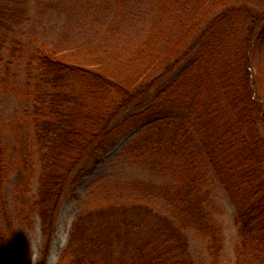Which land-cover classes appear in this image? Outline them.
<instances>
[{
	"label": "trees",
	"instance_id": "obj_1",
	"mask_svg": "<svg viewBox=\"0 0 264 264\" xmlns=\"http://www.w3.org/2000/svg\"><path fill=\"white\" fill-rule=\"evenodd\" d=\"M114 1L118 12L135 2ZM139 1L150 8L145 36L119 61L105 62L97 54L56 50L37 37L23 39L25 1L0 0V92L10 87L25 103L10 122L15 146L0 115V264H31L17 224L32 229L36 217L42 235L36 264H47L60 204L81 178L82 162L152 89L156 97L146 112L160 117L130 150L171 182L145 191L169 213L152 215L138 205L93 208L74 223L61 260L195 264L184 233L194 228L219 262L223 231L203 201L211 173L236 211L235 264H264V72L254 40L264 0ZM254 57L256 83L250 79ZM15 65L23 67L21 89L7 76ZM172 72L175 79L160 86ZM36 159L40 172L31 198ZM13 173L19 178L11 209L6 190Z\"/></svg>",
	"mask_w": 264,
	"mask_h": 264
},
{
	"label": "rangeland",
	"instance_id": "obj_2",
	"mask_svg": "<svg viewBox=\"0 0 264 264\" xmlns=\"http://www.w3.org/2000/svg\"><path fill=\"white\" fill-rule=\"evenodd\" d=\"M24 1L25 25L20 31L23 39L37 37L59 51L97 54V61L100 57L105 62L112 59L119 61L126 51L143 39L148 29L150 8L140 6L139 0L119 12L114 0ZM112 27L116 31H110ZM254 40L258 42L256 45L261 55L259 63L264 72V21L256 29ZM252 62L250 79L256 83L259 72L255 64L258 62L255 57ZM11 70L7 76L14 79L21 89L25 78L23 67L15 65ZM174 79L172 72L158 84L165 85ZM156 93L157 90L152 89L141 100L132 103L114 124L118 126L117 132L111 134L101 148L95 146L85 157L81 178L68 186L60 204L47 264H68V261L64 263L61 260V256L68 247L73 225L81 215L93 208L108 204L138 205L145 209L149 207L153 211L152 215L169 213L166 203L145 191L171 182L154 172L130 150L131 144L145 135L149 123L160 117L157 111L146 112L154 104ZM24 104V99L16 90L9 87L0 92V115L7 124L6 135L11 146H15L17 140L11 134V118L14 113L22 111ZM259 127L264 132V123H260ZM39 172L36 159L35 175L30 187L31 198L37 192ZM18 178L13 173L7 183L6 192L11 209ZM203 201L222 228L224 249L219 262L214 263L209 255L207 241L194 228H187L184 233L195 264H235L236 211L211 173L208 174ZM17 230L30 251V263L36 264L42 251L39 219H34L32 229L17 224Z\"/></svg>",
	"mask_w": 264,
	"mask_h": 264
}]
</instances>
